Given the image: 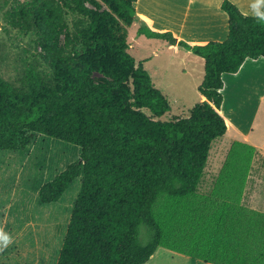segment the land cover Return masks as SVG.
Wrapping results in <instances>:
<instances>
[{
	"label": "trees",
	"instance_id": "1",
	"mask_svg": "<svg viewBox=\"0 0 264 264\" xmlns=\"http://www.w3.org/2000/svg\"><path fill=\"white\" fill-rule=\"evenodd\" d=\"M90 2L106 11L91 12L84 0H34L18 10L15 27L40 30L52 83L34 68L22 88L0 78V151L22 152L35 135L81 148L80 160L40 190V203L51 205L82 177L57 264H146L164 246L153 207L161 193L181 198L198 191L212 143L231 129L221 114L225 76L264 59V23L225 0L221 9L229 17V32L222 42L192 47L171 32L140 27V36L204 60L198 89L204 101L187 118L162 121L167 98L129 43L133 2ZM68 12L82 20L64 50L52 41ZM45 27L49 33L42 32ZM91 73L114 85L92 86ZM142 229L149 232L147 242Z\"/></svg>",
	"mask_w": 264,
	"mask_h": 264
},
{
	"label": "rangeland",
	"instance_id": "2",
	"mask_svg": "<svg viewBox=\"0 0 264 264\" xmlns=\"http://www.w3.org/2000/svg\"><path fill=\"white\" fill-rule=\"evenodd\" d=\"M90 1L84 3L91 12L106 11ZM32 2L0 0V78L16 88L25 86L30 68L52 83L40 30L25 32L14 26L20 7ZM245 13L251 16L250 10ZM80 19L65 13L55 27L52 43L66 50ZM137 20L129 29V43L137 61H146L153 84L167 98L169 110L160 120L189 117L204 101L198 90L204 80V65L196 64L191 76L175 73L188 70L189 61L184 66L178 61L172 64L170 58L178 48L140 36L138 30L145 25H137ZM42 32L50 30L45 27ZM162 67L169 71L160 77L166 83L159 84L157 71ZM89 78L92 86L114 85L99 73H91ZM225 80L221 114L231 129L212 143L198 191L181 198L161 193L153 207L163 227L165 247L161 246L160 259L172 250L198 264H264V101L258 99L264 93V78L254 82L248 75L239 79L228 75ZM144 112L152 117L149 111ZM80 157V147L46 135H35L22 152L0 151V228L13 240L0 251V264H57L82 177L51 205L40 203V190ZM148 236V230L142 229V242H147ZM164 260L163 264H194L181 256Z\"/></svg>",
	"mask_w": 264,
	"mask_h": 264
},
{
	"label": "crops",
	"instance_id": "3",
	"mask_svg": "<svg viewBox=\"0 0 264 264\" xmlns=\"http://www.w3.org/2000/svg\"><path fill=\"white\" fill-rule=\"evenodd\" d=\"M131 1L133 2V6L136 10V17L139 20H137V25L144 23L146 27L154 32H171L178 41H184L192 47L196 45H205L213 41H220L218 39H223L225 41L228 37L229 17L221 9V5L225 0ZM229 1L235 4L245 15H247L245 11H249L251 9L252 0ZM141 5H143V8L141 7ZM134 24H136V21L133 23V25ZM174 47H177L178 49H175L176 54L170 58L172 64H175L176 61L180 62L182 66H184L183 64H186L187 61H189V63L191 64L188 70L183 69L175 71V73H179L181 76L185 77L191 76L195 73L194 67L196 64L201 66L204 65V60L196 56L195 54L194 55L196 57H193L192 51L183 49L179 46ZM145 62L146 61H144V66ZM168 71L169 70L167 69L163 70L162 67L157 71V78L167 75ZM247 75L248 77H250L251 81L254 82L255 80H258V78H264V59L258 61H248L237 75L230 76H236V79H239ZM157 81L159 84L166 83L163 78H160ZM258 99L264 101V93H260L258 95ZM238 132L241 133L240 130H238ZM241 134L243 135V137H245L244 133ZM245 139L248 140L247 137H245ZM262 146L264 147V144H262ZM161 249L162 248L160 247L151 258V260L146 264H163L165 263L164 259L169 257H172L173 259V257L176 256L184 257L194 264H198L196 260L172 250H167L166 252H168V255H163L166 258H163L162 256L160 259L159 254Z\"/></svg>",
	"mask_w": 264,
	"mask_h": 264
},
{
	"label": "clouds",
	"instance_id": "4",
	"mask_svg": "<svg viewBox=\"0 0 264 264\" xmlns=\"http://www.w3.org/2000/svg\"><path fill=\"white\" fill-rule=\"evenodd\" d=\"M250 14L257 22L264 23V0H252ZM12 242L11 235L0 228V251L6 249Z\"/></svg>",
	"mask_w": 264,
	"mask_h": 264
}]
</instances>
